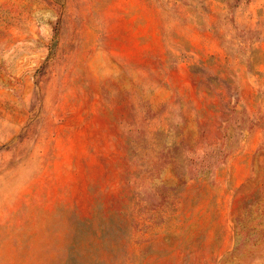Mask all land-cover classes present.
<instances>
[{
    "label": "rangeland",
    "instance_id": "obj_1",
    "mask_svg": "<svg viewBox=\"0 0 264 264\" xmlns=\"http://www.w3.org/2000/svg\"><path fill=\"white\" fill-rule=\"evenodd\" d=\"M0 264H264V0H0Z\"/></svg>",
    "mask_w": 264,
    "mask_h": 264
}]
</instances>
